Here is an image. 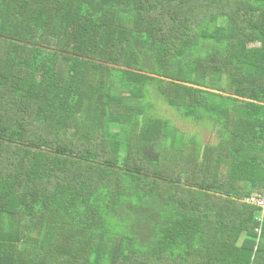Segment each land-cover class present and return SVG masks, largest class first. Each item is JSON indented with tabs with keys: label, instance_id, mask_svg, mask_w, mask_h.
Masks as SVG:
<instances>
[{
	"label": "trees",
	"instance_id": "1",
	"mask_svg": "<svg viewBox=\"0 0 264 264\" xmlns=\"http://www.w3.org/2000/svg\"><path fill=\"white\" fill-rule=\"evenodd\" d=\"M254 193L264 0H0V264H264Z\"/></svg>",
	"mask_w": 264,
	"mask_h": 264
},
{
	"label": "rangeland",
	"instance_id": "2",
	"mask_svg": "<svg viewBox=\"0 0 264 264\" xmlns=\"http://www.w3.org/2000/svg\"><path fill=\"white\" fill-rule=\"evenodd\" d=\"M156 113L160 116L171 119L178 129L186 132L192 131V124L181 118L174 109L169 107L166 103L159 100L155 102ZM196 129L201 133V138L204 142L216 143L218 141V135L211 128L205 126H197ZM196 131V130H195Z\"/></svg>",
	"mask_w": 264,
	"mask_h": 264
},
{
	"label": "built area",
	"instance_id": "3",
	"mask_svg": "<svg viewBox=\"0 0 264 264\" xmlns=\"http://www.w3.org/2000/svg\"><path fill=\"white\" fill-rule=\"evenodd\" d=\"M245 201L254 206L261 208V214L259 218H257V220L262 222L264 220V193L263 194L254 193L250 197L246 198ZM257 231L260 232V229H257Z\"/></svg>",
	"mask_w": 264,
	"mask_h": 264
}]
</instances>
